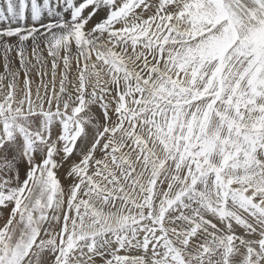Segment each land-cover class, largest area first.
I'll return each mask as SVG.
<instances>
[{
	"label": "snow or ice",
	"instance_id": "snow-or-ice-1",
	"mask_svg": "<svg viewBox=\"0 0 264 264\" xmlns=\"http://www.w3.org/2000/svg\"><path fill=\"white\" fill-rule=\"evenodd\" d=\"M0 264H264V0H0Z\"/></svg>",
	"mask_w": 264,
	"mask_h": 264
},
{
	"label": "rangeland",
	"instance_id": "rangeland-1",
	"mask_svg": "<svg viewBox=\"0 0 264 264\" xmlns=\"http://www.w3.org/2000/svg\"><path fill=\"white\" fill-rule=\"evenodd\" d=\"M0 65H2V59H0ZM0 70H2V68H0Z\"/></svg>",
	"mask_w": 264,
	"mask_h": 264
}]
</instances>
